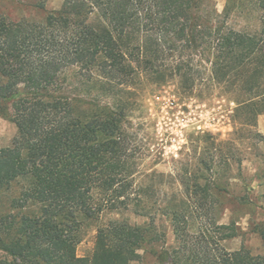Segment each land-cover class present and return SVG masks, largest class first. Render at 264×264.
I'll return each instance as SVG.
<instances>
[{"label": "trees", "instance_id": "obj_1", "mask_svg": "<svg viewBox=\"0 0 264 264\" xmlns=\"http://www.w3.org/2000/svg\"><path fill=\"white\" fill-rule=\"evenodd\" d=\"M248 2L261 12L255 31L231 26L229 7L221 14L214 0H64L40 20L0 13V117L17 126L0 148V264H133L145 243L162 239L125 220L100 221L130 206L148 214V187L138 182L147 146L131 112L146 81L177 79L187 90L237 94L242 123L256 126L264 114V0ZM72 68L88 95L67 85ZM180 178L184 196L167 209L179 246L157 251L159 264H264V253L220 244L238 233L234 222L218 223L227 190L218 179ZM193 202L207 216L197 236ZM81 217L99 221L88 255L78 254ZM214 228L219 239L207 234ZM257 232L264 246V222Z\"/></svg>", "mask_w": 264, "mask_h": 264}, {"label": "rangeland", "instance_id": "obj_2", "mask_svg": "<svg viewBox=\"0 0 264 264\" xmlns=\"http://www.w3.org/2000/svg\"><path fill=\"white\" fill-rule=\"evenodd\" d=\"M214 1L221 14L229 7L228 23L236 29L255 31L260 27L261 12L248 0ZM63 2L0 0V13L15 21L40 20L48 11L60 9ZM64 78L73 93L88 95L87 83L76 68L69 69ZM137 98L139 103L130 120L147 146L138 182L148 187L144 201L148 214L142 215L130 206L107 211L100 220H125L148 228L151 235H161V240L144 244L143 258L133 264H159L157 251H173L179 246L167 209L173 207L174 197L184 196L180 177L187 173L214 176L227 189L220 192L221 203L215 212L219 224L234 222L238 234L220 240V244L230 251L245 246L256 255L263 254V241L257 231L264 222V114L258 117L256 126L244 124L239 116L237 94L222 86L199 85L187 90L177 79L162 84L146 81ZM16 134V124L0 117V148L10 146ZM151 171L162 176L151 175ZM192 207L200 213L190 229L197 236L198 228L206 226L202 223L207 219L206 209L199 202H193ZM81 218L84 238L78 245V254L88 255L94 249L99 221ZM207 234L215 239L221 236L217 228Z\"/></svg>", "mask_w": 264, "mask_h": 264}]
</instances>
